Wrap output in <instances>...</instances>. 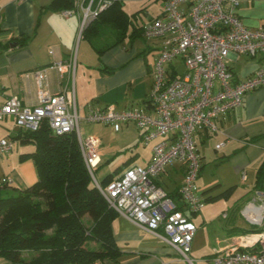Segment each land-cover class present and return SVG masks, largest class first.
<instances>
[{
	"label": "crops",
	"instance_id": "1",
	"mask_svg": "<svg viewBox=\"0 0 264 264\" xmlns=\"http://www.w3.org/2000/svg\"><path fill=\"white\" fill-rule=\"evenodd\" d=\"M77 1L75 12L66 17L65 10L44 8L52 0H0V105L15 95L22 98L24 105H37L40 89L55 94L66 86L75 88L77 111L81 117L91 109H104L110 105L125 109L146 101L162 40L144 37L142 25L162 14L163 2L122 0L126 14L124 21L120 20L119 24L113 16L105 15L93 23L86 36L79 38L83 8L90 0ZM240 1L238 15L244 24L253 29L264 27V0ZM25 36L31 37L30 41L21 46L19 40ZM74 52L77 54L74 75L50 67L54 61L68 60ZM227 62L238 81L263 66L264 55L231 54ZM37 69H45L46 78L41 86L36 78ZM83 123H93L81 119L80 129L85 135L81 128ZM102 125L104 127L95 128V133L86 134L101 139L98 171L120 155L124 156L122 165L107 174L116 170L118 174L130 166H144L151 161L154 141L145 144L142 131L135 124H123L119 131ZM219 125L221 129L217 133L205 130L196 135L202 159L197 184L204 199L230 187L233 189L228 197H220L213 203L205 200L198 213L184 209L198 227L190 253L194 264H213L211 259L216 249L228 245L232 237L253 229L242 209L247 202L257 199V191L264 193V176L261 183L257 182V171L264 161V87L248 93L243 106L221 119ZM17 128L13 116L1 120L0 138H15ZM107 128L116 135H128L129 141L123 144L125 150L114 143H106L103 132ZM221 141L225 144L218 149L217 144ZM17 142L20 143L18 139ZM21 146L18 151L13 149L0 157V169L4 167L7 172L4 177L12 179L10 186L26 188L38 180V173L34 161L21 160L20 155L34 151L35 146ZM183 178V166L175 163L157 179L180 206L183 203L178 187ZM112 228L121 254L117 262L107 258L95 264H190L163 238L138 227L126 217L119 215ZM33 253L26 252L25 255ZM0 264L19 263L0 256Z\"/></svg>",
	"mask_w": 264,
	"mask_h": 264
},
{
	"label": "built area",
	"instance_id": "2",
	"mask_svg": "<svg viewBox=\"0 0 264 264\" xmlns=\"http://www.w3.org/2000/svg\"><path fill=\"white\" fill-rule=\"evenodd\" d=\"M159 1L163 2L162 14L142 25L144 37L162 40L153 67L152 88L143 104L125 109L110 105L91 109L81 117L74 87L66 86L55 94L40 89L37 105H24L18 95L6 99L0 105V121L13 116L23 131H37L48 122L56 135L75 133L89 173L110 207L138 227L163 238L184 260L194 264L190 253L198 227L184 209L198 213L205 205L197 184L202 159L196 135L205 130L219 132L220 120L241 108L248 93L264 87V65L237 81L227 62L231 54L264 55V27L253 29L244 24L238 15L240 0ZM113 2L88 1L83 8L79 38ZM74 12L75 9H68L64 15ZM76 60L74 52L68 60L54 61L50 67L74 75ZM35 73L41 86L45 69ZM82 118L109 125L116 131L123 124H135L142 131L145 144L154 141L151 161L144 166H130L103 185L97 176L101 139L82 134ZM15 143L13 137L0 138V157L11 152ZM224 144L221 141L217 148ZM175 163L184 168L178 187L182 206L157 182ZM11 182L7 176L1 181ZM256 197L259 200L247 202L242 209L253 229L216 249L213 264H264V193L257 191Z\"/></svg>",
	"mask_w": 264,
	"mask_h": 264
},
{
	"label": "trees",
	"instance_id": "3",
	"mask_svg": "<svg viewBox=\"0 0 264 264\" xmlns=\"http://www.w3.org/2000/svg\"><path fill=\"white\" fill-rule=\"evenodd\" d=\"M76 1L52 0L44 8L75 9ZM105 15L119 24L124 21L122 0H114L83 35ZM30 38H21L19 44L26 46ZM15 139L35 146L20 156L34 161L38 180L26 188L0 184V256L19 264H95L107 258L117 262L121 251L112 224L120 214L94 183L77 135H56L44 122L37 131L20 130ZM117 172L107 174L101 183L108 184ZM263 176L264 161L257 171L258 183ZM9 187L11 192L6 194L4 188ZM232 189L205 200L228 197ZM26 252L35 253L26 256Z\"/></svg>",
	"mask_w": 264,
	"mask_h": 264
},
{
	"label": "rangeland",
	"instance_id": "4",
	"mask_svg": "<svg viewBox=\"0 0 264 264\" xmlns=\"http://www.w3.org/2000/svg\"><path fill=\"white\" fill-rule=\"evenodd\" d=\"M151 2H149L150 4ZM154 3V2H152ZM151 3V4H152ZM134 4V3H133ZM131 4V6L133 5ZM153 8L155 9L156 6H153ZM98 126V127H96ZM17 133L19 132L20 130V127L17 126ZM100 127H104L102 124L101 125H98V123H93L91 125H87V124H82L81 125V128L83 130V133L86 135L88 133H95L96 130L95 128H100ZM103 134H105V140H106V143L107 142H111V143H114L115 145H118L120 149L122 150H125V148L123 147V144H126L128 141H129V138H128V135L127 134H124L122 133L121 135H116L115 132H113L112 129L110 128H107ZM21 144L20 143H15V147H14V151H18L19 148H21ZM199 148L200 149H203V147L201 145H199ZM124 156L120 155L119 157H117L116 159H114L113 161H110L109 163H105L104 165H102L99 169V171H97V176L99 177L100 180H102L101 177H103L104 175L106 176V174L109 172V171H113L118 165H122V161H123V158ZM112 173V172H111ZM7 172L5 171L4 167L0 169V183H1V178L4 177V175H6ZM2 184V183H1ZM4 192L7 194L9 192H11V189L10 187L9 188H4ZM215 202L214 200L213 201H209L207 203H213ZM122 216V215H121ZM124 217V216H123ZM199 264V263H197Z\"/></svg>",
	"mask_w": 264,
	"mask_h": 264
}]
</instances>
